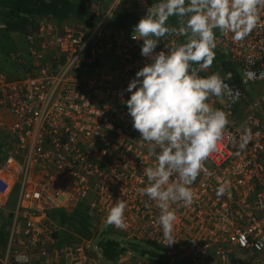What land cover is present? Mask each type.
Segmentation results:
<instances>
[{
	"label": "built area",
	"instance_id": "2783aa9c",
	"mask_svg": "<svg viewBox=\"0 0 264 264\" xmlns=\"http://www.w3.org/2000/svg\"><path fill=\"white\" fill-rule=\"evenodd\" d=\"M86 3L92 23L30 16L26 47L10 54L24 75L11 78L0 69V204L19 188L1 264H264V125L255 112L239 116L245 86L264 81V7L242 40L214 30L215 53L235 68L222 72L212 64L198 74L223 80L224 93L207 102L225 111L229 123L189 186L192 202L171 204L176 241L167 245L160 209L138 192L148 183L143 169L155 157L125 104L128 83L149 60L141 55L142 41L131 38L133 29L110 24L116 10L145 13L154 0ZM166 43L155 51H167ZM221 186L225 192L218 196ZM117 200L126 205L124 228L107 222ZM82 201L96 217L94 235L103 227L125 234L146 245L143 254L123 250L114 261L101 260L93 237L54 246L48 212L70 211Z\"/></svg>",
	"mask_w": 264,
	"mask_h": 264
},
{
	"label": "clouds",
	"instance_id": "9594fccd",
	"mask_svg": "<svg viewBox=\"0 0 264 264\" xmlns=\"http://www.w3.org/2000/svg\"><path fill=\"white\" fill-rule=\"evenodd\" d=\"M260 7L264 0H154L133 27L131 38L142 41L141 55L149 62L128 83L126 91L131 95L125 104L132 127L156 161L144 167L148 183L138 192L160 209L158 223L167 245L176 241L171 204L192 202L189 186L229 123L225 111L207 102L209 95L224 93L223 80L217 74H198L213 63L214 30L242 40L256 26ZM173 16L178 26L168 23ZM171 37H184V41L173 43ZM161 40L167 42V51L157 52ZM241 139L246 141V137ZM173 174L176 180H170ZM224 192L223 186L217 189L218 196ZM125 208V203L117 200L108 211L107 222L126 227Z\"/></svg>",
	"mask_w": 264,
	"mask_h": 264
},
{
	"label": "trees",
	"instance_id": "16d2710c",
	"mask_svg": "<svg viewBox=\"0 0 264 264\" xmlns=\"http://www.w3.org/2000/svg\"><path fill=\"white\" fill-rule=\"evenodd\" d=\"M82 1L85 4L80 0H0V22L5 24L4 27L0 28V40L4 35L9 36L12 32L16 31L24 32L25 34L28 18L33 15H51L59 22L77 17L84 19L87 23H92L88 18H85L86 14L88 15L90 13L88 4L86 3L88 0ZM144 14L121 8L114 12L110 19V24L133 29L134 25ZM168 23L173 26H178L177 17H170ZM182 38L184 41V37ZM13 50L15 49L7 50L1 45L0 52L8 56ZM11 62L12 64L10 65L16 66L10 68L12 70H10L9 77L21 76L19 75V71L24 70L23 66L19 63ZM212 64H216L217 69L222 72H227L235 68L233 64L232 67L230 66V62L221 53H215ZM0 69L5 72L9 71L3 65H0ZM234 79L235 81L240 80L238 75ZM48 213L56 224L63 228L56 234L58 236V246L68 245L72 241L78 243L82 238H90L96 233V217L90 212L86 201L80 202L70 211L66 209H55ZM104 231L108 230L104 228L102 232ZM7 239L8 228L3 224L0 227V244L4 245ZM98 245L106 261H114L125 250V247L120 246L118 240L110 237H103L98 242ZM130 245H132L131 242Z\"/></svg>",
	"mask_w": 264,
	"mask_h": 264
},
{
	"label": "rangeland",
	"instance_id": "374dc122",
	"mask_svg": "<svg viewBox=\"0 0 264 264\" xmlns=\"http://www.w3.org/2000/svg\"><path fill=\"white\" fill-rule=\"evenodd\" d=\"M1 36V35H0ZM1 45H3L7 50L16 51L18 49H21L22 47H26L27 42L25 38L24 32H12L9 36H3L0 40V49ZM11 51V52H13ZM11 54V53H10ZM10 55H5L0 52V65H3L4 67L8 68L7 70H10L12 67V62L9 59ZM5 72V71H4ZM8 73V72H5ZM24 70L19 71V75H24ZM240 74L242 75V71H240ZM245 89L247 91V95L244 97V101L242 103L243 108L241 109V112H244L246 109L249 112H255L258 114V116L264 120V81H255L247 84L245 86ZM264 125V121H263ZM18 185L14 188V191L12 195L9 198L8 208L14 209V206L16 204V197L18 192ZM55 210V209H54ZM104 228L100 229V232L93 237L92 243L97 244L103 237H110L113 239H116L119 241L121 247H125V249L128 252H131L132 254L136 256L142 255L141 248H144L146 245L139 241H133V239H127L125 234L117 233L113 230H108L102 232ZM104 233V234H103ZM132 245H130V242ZM98 256L101 258V260H105L103 257V254L101 250H97Z\"/></svg>",
	"mask_w": 264,
	"mask_h": 264
},
{
	"label": "crops",
	"instance_id": "0c3cea01",
	"mask_svg": "<svg viewBox=\"0 0 264 264\" xmlns=\"http://www.w3.org/2000/svg\"><path fill=\"white\" fill-rule=\"evenodd\" d=\"M14 67L16 66V65H13ZM13 66L11 67V68H13ZM10 70H12V69H10ZM10 70L8 71V72H10ZM243 108V106H241L240 108H239V116H242L245 112H247L248 110L246 109L244 112H241V109ZM264 121V120H263ZM1 149V148H0ZM2 160H3V156L2 155H0V163L2 162ZM19 169H21V166L20 165H18L17 166ZM20 177H21V173H20V171H18V172H16ZM12 195V194H11ZM10 198V197H9ZM9 198H8V200H7V203H6V205L5 206H3V205H1L0 204V227L4 224L7 228H8V239H7V242L4 244V245H2V244H0V255H4L5 254V252H6V248H7V246H8V242H9V236H10V232H11V221H12V213H13V211H14V209H15V207H16V204H15V206H14V209H9L8 208V203H9ZM17 198H18V196L16 197V202H17ZM51 217V216H50ZM53 220V219H52ZM63 228L61 227V226H59V225H57L56 224V222L53 220L52 221V224H51V230H50V232L52 233V236H53V238H54V246H58V236H56V234H57V232H59L60 230H62ZM75 241H72L71 243H69V244H72V243H74ZM68 244V245H69ZM64 246H67V245H64ZM63 247V246H62ZM1 260H2V258H1ZM1 260H0V264H1ZM32 264H35V263H32Z\"/></svg>",
	"mask_w": 264,
	"mask_h": 264
}]
</instances>
